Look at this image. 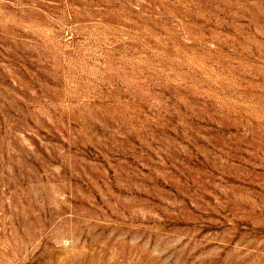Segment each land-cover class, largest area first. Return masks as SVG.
<instances>
[{
    "label": "rangeland",
    "instance_id": "374dc122",
    "mask_svg": "<svg viewBox=\"0 0 264 264\" xmlns=\"http://www.w3.org/2000/svg\"><path fill=\"white\" fill-rule=\"evenodd\" d=\"M0 264H264V0H0Z\"/></svg>",
    "mask_w": 264,
    "mask_h": 264
}]
</instances>
